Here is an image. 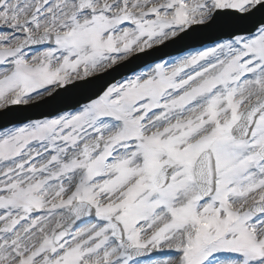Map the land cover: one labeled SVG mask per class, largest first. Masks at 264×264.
I'll list each match as a JSON object with an SVG mask.
<instances>
[{
    "label": "snow or ice",
    "instance_id": "snow-or-ice-1",
    "mask_svg": "<svg viewBox=\"0 0 264 264\" xmlns=\"http://www.w3.org/2000/svg\"><path fill=\"white\" fill-rule=\"evenodd\" d=\"M0 264H264V0H0Z\"/></svg>",
    "mask_w": 264,
    "mask_h": 264
},
{
    "label": "water",
    "instance_id": "water-1",
    "mask_svg": "<svg viewBox=\"0 0 264 264\" xmlns=\"http://www.w3.org/2000/svg\"><path fill=\"white\" fill-rule=\"evenodd\" d=\"M215 40V36L211 33H193L192 35L186 37L183 41H180L178 43H173L175 46H169L168 51L162 50L160 53L158 52L156 55V52H153L148 55H142L140 58H134L131 63L127 65V67L123 68L118 73H113L111 76H108L107 79L101 80L99 82H95L90 84L89 86L82 87L81 90H78V92H75L74 97L72 99L70 98H63V97H57L56 100L62 103H65L66 105H59L52 109L45 108L40 110V118H44L45 116H51L58 114L64 109H67V107H70L73 103L75 98L84 99V102H88L89 98H94L95 95L100 91L101 87H103L104 84L109 82H115L117 79H120L124 76L130 75L131 73L136 72L137 70L143 68L145 65L154 63L155 61L160 60L161 58H164L169 55L178 54L185 52L186 50H189L191 48H198L202 47L205 44L213 43ZM172 47L176 48L175 50L172 49ZM173 50V51H171ZM53 100H51L52 102ZM5 117L0 118V122H5Z\"/></svg>",
    "mask_w": 264,
    "mask_h": 264
}]
</instances>
